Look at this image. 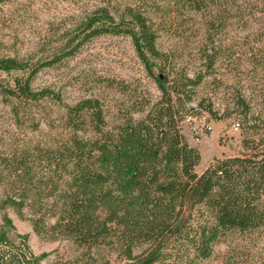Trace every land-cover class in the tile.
<instances>
[{"label":"trees","instance_id":"1","mask_svg":"<svg viewBox=\"0 0 264 264\" xmlns=\"http://www.w3.org/2000/svg\"><path fill=\"white\" fill-rule=\"evenodd\" d=\"M174 3L200 13L207 36L233 16L245 24L251 12L264 14V0ZM102 34L131 38L157 82L156 98L146 88H130L120 81L118 91L132 102L122 103L124 108L112 117L101 97L67 103L60 91L34 86L41 69ZM218 57L216 47H205L193 75L175 69L158 47L154 25L138 6L97 7L44 58L0 57V72L5 73L0 77V100L13 123L37 130L41 123L52 128L57 122L59 129L52 137L5 146L7 153H0V210L30 212L37 234L71 239L87 249L91 264H200L212 257L220 242L229 246L225 261L236 264L232 260L239 248L252 242L264 246L262 113L254 114L238 95L235 106L244 122L241 150L215 159L200 173L195 171L200 153L182 132L185 113L195 109L187 103L194 100L202 78L213 72ZM155 67L164 72L163 78L155 75ZM55 105L53 111L49 106ZM196 106L220 118L211 102L197 101ZM233 123L239 128V122ZM209 127L203 124L199 137ZM101 247L113 252L117 261L89 252ZM21 262V253L0 233V264Z\"/></svg>","mask_w":264,"mask_h":264},{"label":"rangeland","instance_id":"2","mask_svg":"<svg viewBox=\"0 0 264 264\" xmlns=\"http://www.w3.org/2000/svg\"><path fill=\"white\" fill-rule=\"evenodd\" d=\"M100 6L110 10L138 6L154 25L159 49L168 54L175 69H183L190 75L201 65V50L216 47L219 57L214 70L195 87L194 100L187 103L195 109L185 113L182 132L200 153L197 173L217 158L238 154L244 122L235 106L236 97L242 95L254 114L261 112L264 116V14L251 12L245 24L233 16L211 30L210 38L200 13L179 9L174 0H7L0 3V57H31L32 61L46 57L64 41L66 34L74 31L82 18ZM154 73L164 77V72L156 67ZM4 75L0 72V77ZM120 81L130 88H146L152 99L160 93L131 38L102 34L83 43L73 55L41 69L34 86H50L60 91L67 103L101 97L107 113L114 117L118 109L124 108L122 103L132 102L128 94L118 91ZM197 101L211 102L220 118L213 119L204 109L197 108ZM56 106L49 107L56 111ZM233 122L240 123L237 130L231 128ZM203 124H209L210 130L203 131L196 139L193 129L200 131ZM56 125L57 122L49 128L41 123L37 130L28 125L16 126L8 107L0 100V153L5 155V146L11 142L21 144L24 140L52 137L59 131ZM2 187L0 183V192ZM0 233L21 253L20 264H91L87 249L71 239H50L37 234L26 210L22 215L10 207L0 210ZM233 244L232 241L230 245ZM246 245L245 249L236 251L238 255L232 261L264 264V246L258 242ZM228 250L227 242L217 243L212 257L200 264H230L225 261ZM89 252L117 261L116 255L103 247Z\"/></svg>","mask_w":264,"mask_h":264},{"label":"built area","instance_id":"3","mask_svg":"<svg viewBox=\"0 0 264 264\" xmlns=\"http://www.w3.org/2000/svg\"><path fill=\"white\" fill-rule=\"evenodd\" d=\"M209 128H210V127H209ZM231 128L234 129V130H237V129H238V123H233V124L231 125ZM193 132H194V134L196 135V139H199V133H200V131H199L197 128H194V129H193Z\"/></svg>","mask_w":264,"mask_h":264}]
</instances>
